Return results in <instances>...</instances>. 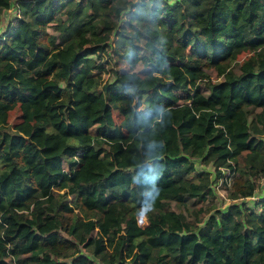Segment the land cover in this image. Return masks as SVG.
I'll return each instance as SVG.
<instances>
[{
	"label": "trees",
	"instance_id": "1",
	"mask_svg": "<svg viewBox=\"0 0 264 264\" xmlns=\"http://www.w3.org/2000/svg\"><path fill=\"white\" fill-rule=\"evenodd\" d=\"M12 3L0 264H264V201H245L264 178V0H0V14ZM222 168L233 202L192 221L171 208L211 197Z\"/></svg>",
	"mask_w": 264,
	"mask_h": 264
},
{
	"label": "rangeland",
	"instance_id": "2",
	"mask_svg": "<svg viewBox=\"0 0 264 264\" xmlns=\"http://www.w3.org/2000/svg\"><path fill=\"white\" fill-rule=\"evenodd\" d=\"M14 1V0H13ZM15 16H17V9L15 7V5L12 3V5L10 6L9 9L4 10L1 14H0V34L5 30L7 23L9 21H11ZM48 32L50 33H54V31L52 30L51 27H49ZM109 53H105V55H102V60L106 61L105 66H104V70L102 71V78L103 79H112V71L118 69V67L115 64V60L111 57L110 51H108ZM249 53L248 52H243L241 54H239L237 56V60L239 63H242L243 61L246 60V58L248 57ZM126 68V67H125ZM136 70H140L141 66L137 65L135 67ZM208 73L210 74V78L213 82L217 83L220 82L222 80V77H217L214 72L212 70H208ZM200 91L203 93H207L208 89L205 87V85L203 83L200 84L199 87ZM113 118L115 120V122H118L119 117L116 111L112 112ZM22 120H21V112L19 110V107L16 106L14 109L10 110L7 113V124L9 126L10 130H15L20 124H21ZM263 138L264 141V135L261 136ZM264 150V145L262 147V151ZM197 164V162H196ZM197 170H206V171H210L211 173H213L212 171V167L210 166H203L201 164H197ZM214 175L212 174V177ZM191 179L196 181V177H194L193 175L191 176ZM261 179L258 180V189L256 191V194H259L261 191ZM230 187L227 186H218L217 189L216 187H214V183L212 184V189H213V194L211 197L207 198V200H205L202 203H196L194 199H187L186 203L182 206H178L175 205L174 203L171 204V208L175 211H179V212H183L184 215L186 216V218L190 221L193 220V212L196 211L198 209V207L202 206L203 207V212L200 214V218L201 219H205L208 217L209 214L213 213L215 210L217 209H223L224 207H226L228 204H230L231 202H233L232 200H230L227 197L228 194V189ZM61 191H58V195L60 197ZM246 203L250 206H252L256 200H252L251 198H247ZM253 207V206H252ZM53 208L50 206H46L45 207V212H44V216L49 217L52 216L53 214ZM138 220V224L140 226H144L147 221H146V217L144 216V214H140L137 217ZM249 235L253 236V232L251 230H248ZM99 262V263H98ZM95 263L96 264H100L99 259L95 258Z\"/></svg>",
	"mask_w": 264,
	"mask_h": 264
},
{
	"label": "built area",
	"instance_id": "3",
	"mask_svg": "<svg viewBox=\"0 0 264 264\" xmlns=\"http://www.w3.org/2000/svg\"><path fill=\"white\" fill-rule=\"evenodd\" d=\"M18 16V14H17ZM221 172H222V175L223 177L222 178H219L218 180H216V182L214 183V187H217L218 186H227V187H230L231 186V182H232V178L234 176V173L225 169V168H222L221 169ZM226 181V185L223 184V181ZM261 189H260V194H256V191L254 193V195L252 197H250L252 200H258V199H261L262 201H264V178L261 179ZM258 189V188H257ZM256 189V190H257Z\"/></svg>",
	"mask_w": 264,
	"mask_h": 264
},
{
	"label": "crops",
	"instance_id": "4",
	"mask_svg": "<svg viewBox=\"0 0 264 264\" xmlns=\"http://www.w3.org/2000/svg\"><path fill=\"white\" fill-rule=\"evenodd\" d=\"M261 182V181H260ZM257 191V190H256ZM260 194V193H259Z\"/></svg>",
	"mask_w": 264,
	"mask_h": 264
}]
</instances>
